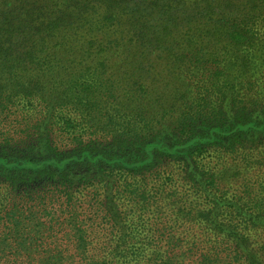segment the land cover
<instances>
[{
  "label": "trees",
  "instance_id": "obj_1",
  "mask_svg": "<svg viewBox=\"0 0 264 264\" xmlns=\"http://www.w3.org/2000/svg\"><path fill=\"white\" fill-rule=\"evenodd\" d=\"M261 149L264 0H0V264H264Z\"/></svg>",
  "mask_w": 264,
  "mask_h": 264
},
{
  "label": "rangeland",
  "instance_id": "obj_2",
  "mask_svg": "<svg viewBox=\"0 0 264 264\" xmlns=\"http://www.w3.org/2000/svg\"><path fill=\"white\" fill-rule=\"evenodd\" d=\"M259 157H264V150H260ZM261 170L263 171H258L255 168L248 174H245V172H240L239 175L234 177L231 187L224 188V191L220 193L223 200H229L233 203H242L241 201L236 200L235 196L245 195L246 192L250 190L252 191L255 183L258 182V177L260 175L264 176V168H262ZM173 183L174 184H170L168 186L167 190H170L172 187H174L175 190L177 189V194H183V197H185L187 194L189 200H193L188 186H185L184 188L181 180L178 178L175 172ZM252 204L253 203H250L246 208H252ZM175 205L179 204H174V206ZM163 210L164 209H162V211ZM164 221L166 222L160 225V227L163 229L165 234H170V243L177 246V249L174 250V252L176 254H179L177 255V260L179 262L178 264H198L199 260L203 256L211 258L209 260H213L215 253H219L220 261L218 264H229V260H224L227 254L226 250L228 248L221 246L215 251H213L214 249H209L213 246L214 238L205 229L194 226L191 223L176 219L174 215H171L169 218L164 219ZM158 245H161L163 248H166L167 246L165 241L163 240H158ZM170 248L172 249V247Z\"/></svg>",
  "mask_w": 264,
  "mask_h": 264
}]
</instances>
